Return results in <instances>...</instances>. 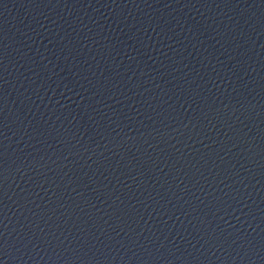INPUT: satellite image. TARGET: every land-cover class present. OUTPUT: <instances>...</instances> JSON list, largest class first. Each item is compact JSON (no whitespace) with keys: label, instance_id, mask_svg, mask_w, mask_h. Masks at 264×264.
Wrapping results in <instances>:
<instances>
[{"label":"water","instance_id":"1","mask_svg":"<svg viewBox=\"0 0 264 264\" xmlns=\"http://www.w3.org/2000/svg\"><path fill=\"white\" fill-rule=\"evenodd\" d=\"M0 264H264V0H0Z\"/></svg>","mask_w":264,"mask_h":264}]
</instances>
